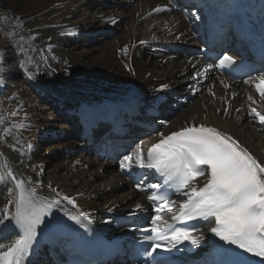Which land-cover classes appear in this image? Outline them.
I'll list each match as a JSON object with an SVG mask.
<instances>
[{
    "label": "bare ground",
    "instance_id": "6f19581e",
    "mask_svg": "<svg viewBox=\"0 0 264 264\" xmlns=\"http://www.w3.org/2000/svg\"><path fill=\"white\" fill-rule=\"evenodd\" d=\"M172 1L180 0H0V51L5 52L4 64L0 65L4 67L0 77L5 81L0 85V119L6 121L0 123V137L6 135L5 128L11 133L6 141H0V172H6L2 165L9 159L18 179L31 181L28 186L40 197L58 201L52 207L54 213L81 211L107 228L111 224L107 213L121 214L137 208V204L145 206V196L118 177L112 164L87 155L68 114L108 101L137 99L146 107L166 95L171 97V109L192 92L194 61L156 52L160 42L193 40L187 31L195 27L189 13H151ZM104 4L110 6L104 8ZM127 4L131 6L127 8ZM113 19L114 24L110 22ZM115 29L121 32L111 41L103 35L104 40L96 46L81 42L84 36L89 42L100 32ZM125 47L127 54L122 51ZM253 82L233 85L230 91L216 83L214 97L208 85L202 87L193 101L179 106L165 131L203 123L230 134L258 161H264V128L251 111L256 108L264 114V101L251 86ZM231 91L238 94L234 100ZM249 96L257 103L253 104ZM226 108L228 115L224 114ZM13 111L18 112L16 117L11 116ZM21 123L23 128L13 127ZM155 140L144 139L135 145L133 153L137 146L145 153ZM10 145L24 154L13 151ZM43 150L47 156L60 154L68 160L53 164L45 174L42 169L48 159L44 163ZM14 183L7 176L0 181V216ZM64 196L74 199L77 207ZM205 233L198 236L205 238ZM0 234V252L19 237L11 220L0 224ZM207 251L202 248L197 252L201 260L205 261ZM44 263L38 259L25 262Z\"/></svg>",
    "mask_w": 264,
    "mask_h": 264
},
{
    "label": "snow or ice",
    "instance_id": "6c2138e0",
    "mask_svg": "<svg viewBox=\"0 0 264 264\" xmlns=\"http://www.w3.org/2000/svg\"><path fill=\"white\" fill-rule=\"evenodd\" d=\"M164 10L161 7L154 9L157 13ZM110 22L116 23L114 19ZM122 51L127 54L128 48L125 47ZM4 56L5 52L0 51V65L4 64ZM219 63L220 66H231L236 60L231 55H224ZM211 67L212 65H208L204 71L207 72ZM3 71L4 67H0V73ZM4 82L0 77V85ZM225 87L227 88L228 85ZM257 92L264 101V76L260 78ZM248 99L253 104L257 103L251 96ZM251 111L264 125V114L258 112L256 108H252ZM224 114L228 115L227 108ZM17 115V111L11 112V116ZM5 122L0 119V123ZM13 127L23 128L24 125L21 123ZM4 131L6 135L0 137V141H6L11 135L7 128ZM10 147L13 151L20 152L15 145ZM20 154L24 153L20 152ZM133 159L137 167L154 169L161 178L160 181L146 186L137 183L138 190L150 193L147 198L157 203L156 215L151 220L153 235L147 238L153 243L150 251H146L144 255L154 257L158 249L170 251L185 241L193 245L199 243L198 238L194 237L190 230L185 228L177 231L161 215L162 205L168 206L171 211V207L175 204L167 191L161 193V189L167 187L174 188L178 195L186 197L179 204V215H172L173 221L202 220L213 223L214 227L210 231L228 246L224 251L235 257L230 264H264V161H258L230 134L203 123L186 125L168 135L161 133L159 142L148 149L146 157L143 150L137 146L135 153L123 156L120 162L121 169L130 171ZM2 167L6 172H0V181L7 176L15 183L14 188L8 190L9 200L3 209V215L0 216V224L6 220L13 221L19 237L7 248V251L0 254V264H25V258L29 255L36 238L37 229L44 223V218L51 215L52 207L58 204V201L40 197L34 187L28 186L31 181L18 179L14 175L9 159L4 160ZM200 178H204L202 186L197 183ZM49 188L51 189V185ZM56 195L59 196L60 193L57 191ZM63 198L73 208L77 207L74 199L68 196ZM136 207L139 209L141 205L137 204ZM78 217H83V220L89 219L82 212L78 213V216L69 215V219L84 227ZM161 221L167 230L162 229L159 223ZM159 241H164L167 246ZM245 254H248L249 259H245ZM253 257H259L261 260L253 261L251 260ZM152 264H159L155 257Z\"/></svg>",
    "mask_w": 264,
    "mask_h": 264
},
{
    "label": "rangeland",
    "instance_id": "374dc122",
    "mask_svg": "<svg viewBox=\"0 0 264 264\" xmlns=\"http://www.w3.org/2000/svg\"><path fill=\"white\" fill-rule=\"evenodd\" d=\"M106 5H109V4H106ZM106 5L104 4L103 5V7L104 8H107L106 7ZM115 8V7H114ZM121 32V30L120 29H115V30H109V31H105L104 33H101L100 32V34L99 35H97L96 36V38H94V39H92V40H90L89 42H85V40H87V38H88V36H84V38L81 40V42H82V44H94L95 46L97 45V44H100V42H102L101 41V39L102 40H104L103 38H101L100 36H103V35H106V36H108V38H109V40L111 41L116 35H118L119 33ZM99 36V37H98ZM98 37V38H97ZM14 108L16 109V110H18L19 109V107L17 106V105H15L14 106ZM45 152H44V150L41 152V154L43 155V157H44V163L46 162V159H48V165H46L45 166V168H43L42 170H43V172L46 174L47 173V171H48V169L53 165V164H55V163H60V162H65L66 160H68V159H64L63 158V156H62V158L59 156L60 154H56V155H49V156H47V155H45L44 154ZM66 153H69L68 151H66ZM48 166V167H47ZM48 168V169H47Z\"/></svg>",
    "mask_w": 264,
    "mask_h": 264
}]
</instances>
